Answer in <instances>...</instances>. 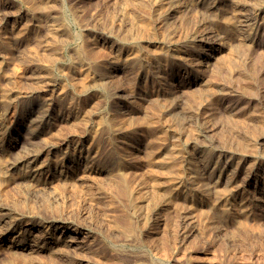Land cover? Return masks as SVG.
Wrapping results in <instances>:
<instances>
[{"label": "rangeland", "instance_id": "374dc122", "mask_svg": "<svg viewBox=\"0 0 264 264\" xmlns=\"http://www.w3.org/2000/svg\"><path fill=\"white\" fill-rule=\"evenodd\" d=\"M0 91V264H264V0H0Z\"/></svg>", "mask_w": 264, "mask_h": 264}, {"label": "bare ground", "instance_id": "6f19581e", "mask_svg": "<svg viewBox=\"0 0 264 264\" xmlns=\"http://www.w3.org/2000/svg\"><path fill=\"white\" fill-rule=\"evenodd\" d=\"M156 1V0H155ZM202 1V0H201ZM47 2V1H46ZM175 2V1H174ZM196 2V1H195ZM52 3V2H51ZM176 3V2H175ZM54 4V3H53ZM29 5V4H28ZM143 5V4H142ZM170 5V4H169ZM46 6H49V5H46ZM51 6V5H50ZM49 6V7H50ZM127 6V5H126ZM141 6V5H140ZM173 6V5H172ZM153 7H154V5H153ZM179 7V6H178ZM135 8V7H134ZM172 8V7H171ZM32 9V8H31ZM153 9V8H152ZM170 9V8H169ZM173 9V8H172ZM42 10H44L43 8H42ZM125 10V9H124ZM168 10V9H167ZM127 11V10H126ZM124 13V12H123ZM127 13H128V11H127ZM234 13V12H233ZM117 14V13H116ZM115 14V15H116ZM122 14V13H121ZM114 15V16H115ZM34 16V15H33ZM133 16H135V15H133ZM158 16V15H157ZM174 16V15H173ZM97 17V16H96ZM36 18V17H35ZM99 18V17H98ZM112 18L113 17H111V20H112ZM122 18V17H121ZM132 18V17H131ZM131 18H129V19H131ZM169 18V17H168ZM40 19V18H39ZM110 19V18H109ZM134 19V18H133ZM137 19H139V18H137ZM37 20V19H36ZM78 20H79V18H78ZM110 20V21H111ZM127 20V19H126ZM132 20V19H131ZM220 20V19H219ZM239 20V19H238ZM98 21V20H97ZM120 21V20H119ZM45 22H46V19H45ZM58 22V21H57ZM109 22V21H108ZM107 22V23H108ZM147 22V21H146ZM43 23V22H42ZM124 23V22H123ZM138 23V22H137ZM142 23V22H141ZM148 23V22H147ZM146 23V24H147ZM40 24V23H39ZM51 25H53V24H51ZM111 25V24H110ZM140 25V24H139ZM144 25V24H143ZM142 25V26H143ZM41 26V25H40ZM108 26H109V24H108ZM54 27V26H53ZM107 27V26H106ZM43 28V27H42ZM54 28H56V27H54ZM147 28V27H146ZM163 28V27H162ZM161 28V29H162ZM52 29V28H51ZM116 29V28H115ZM124 28H122V30H123ZM131 29V28H130ZM143 29V28H142ZM8 30V29H7ZM125 30V29H124ZM135 30V29H134ZM143 30H145V28L143 29ZM11 31V30H10ZM24 31V30H23ZM30 31V30H29ZM108 31V30H107ZM139 31V30H138ZM148 31V30H147ZM159 31V30H158ZM220 31H222V30H220ZM129 32V31H128ZM205 32V31H204ZM124 33V32H123ZM131 33V32H130ZM137 33V32H136ZM153 33V32H152ZM216 33H217V31H216ZM24 34H26V33H24ZM129 34V33H128ZM133 34V33H132ZM20 35V34H19ZM51 36V35H50ZM53 36H54V34H53ZM146 36V35H145ZM217 36V35H216ZM219 36V35H218ZM11 37V36H10ZM26 37V36H25ZM193 37V36H192ZM35 38V37H34ZM192 39V38H191ZM29 40H31V39H29ZM194 40H196V39H194ZM27 41V40H26ZM91 43V42H90ZM217 43V42H216ZM82 44V43H81ZM191 45V44H190ZM81 47V46H80ZM101 48V47H100ZM176 49V48H175ZM251 49V48H250ZM35 50V49H34ZM160 50V49H159ZM135 52V51H134ZM161 52V51H160ZM87 53V52H86ZM162 53V52H161ZM10 55V54H9ZM111 55V54H110ZM5 56V55H4ZM87 57V56H86ZM3 58V57H2ZM85 58V57H84ZM178 58V57H177ZM186 58V57H185ZM229 58V57H228ZM227 58V59H228ZM10 59V58H9ZM118 60V59H117ZM6 61V60H5ZM78 61H80V60H78ZM76 62V61H75ZM10 64V63H9ZM55 64V63H54ZM92 64V63H91ZM93 65V64H92ZM106 65V64H105ZM213 65V64H212ZM55 67V66H54ZM208 68H210V67H208ZM89 70V69H88ZM61 71V70H60ZM6 72V71H5ZM66 73V72H65ZM19 74V73H18ZM23 74V73H22ZM57 74V73H56ZM64 74V73H63ZM70 75V74H69ZM2 76H4V75H2ZM35 76V75H34ZM64 76V75H63ZM74 77V76H73ZM77 77V76H76ZM207 77V76H206ZM72 78V77H71ZM70 78V79H71ZM6 79V78H5ZM235 79V78H234ZM6 81H8V80H6ZM6 81H4V82H6ZM109 81V80H108ZM65 82V81H64ZM107 82V81H106ZM7 84V83H6ZM2 85V84H1ZM7 86V85H6ZM5 86V87H6ZM22 86V85H21ZM38 86V85H37ZM41 86V85H40ZM56 86V85H55ZM64 86H62L61 88H63ZM3 87H1V89H2ZM26 88V87H25ZM25 88H22V89H25ZM41 88V87H40ZM28 89V88H27ZM35 90V89H34ZM60 90H63V89H60ZM202 90V89H201ZM207 90H208V88H207ZM3 91V90H2ZM51 91V90H50ZM1 92V91H0ZM5 92V91H4ZM26 93V92H25ZM220 93V92H219ZM176 94V93H175ZM177 95V94H176ZM3 96H5V95H3ZM11 97V96H10ZM142 97V96H141ZM171 97V96H170ZM8 98V97H7ZM12 98V97H11ZM179 98V97H178ZM164 99H166V98H164ZM9 100V99H8ZM60 100V99H59ZM16 101V100H15ZM167 101V100H166ZM171 101V100H170ZM182 101H184L185 102V100H182ZM175 102V101H174ZM150 103V102H149ZM159 103H161V102H159ZM163 103V102H162ZM161 103V104H162ZM187 104H189V103H187ZM170 106V105H169ZM178 107V106H177ZM155 112V111H154ZM157 113V112H156ZM171 116H173L172 114H170ZM214 116V115H213ZM41 117V116H40ZM215 118H216V116H215ZM39 119V118H38ZM217 120V119H216ZM130 122V121H129ZM128 122V123H129ZM128 125H130V124H128ZM26 132V131H25ZM116 132V131H115ZM33 143H35V142H33ZM27 147V146H26ZM20 148V147H19ZM50 148V147H49ZM38 149V148H37ZM8 150V149H7ZM23 151V150H22ZM21 151V152H22ZM141 151V150H140ZM21 154V153H20ZM146 158V157H145ZM43 160V159H42ZM164 160H165V158H164ZM6 161V160H5ZM18 162V161H17ZM147 163V162H146ZM34 167H35V163L34 164H32ZM42 165V164H41ZM33 167V168H34ZM15 168H17V164H13L12 165V168L11 169H13V171L15 170ZM55 168V167H54ZM159 169V168H158ZM35 170H37L38 172H42L43 171V168L42 167H35ZM52 170V169H51ZM88 170V169H87ZM155 170V169H154ZM170 171V170H169ZM44 172V171H43ZM54 172V171H53ZM157 173H159L158 171H156ZM165 172V171H164ZM3 173V172H2ZM163 173V172H162ZM167 173V172H166ZM37 174V173H36ZM116 174V173H115ZM118 174V173H117ZM116 174V175H117ZM168 174V173H167ZM6 175V174H5ZM12 175V174H11ZM34 175V174H33ZM163 175H165V174H163ZM1 176V175H0ZM20 176V175H19ZM36 176V175H35ZM58 176H61L60 174L58 175ZM178 176V175H177ZM79 177V176H78ZM118 177V176H117ZM126 177V176H125ZM81 178V177H80ZM14 179V178H13ZM8 180V179H7ZM1 181H3V180H1ZM10 181V180H9ZM122 181V180H121ZM35 183V182H34ZM195 183V182H194ZM39 184V183H38ZM54 184V183H53ZM45 187V186H44ZM49 187H51V186H49ZM114 187V186H113ZM206 187V186H205ZM233 188V187H232ZM215 190V189H214ZM33 192V191H32ZM117 192V191H116ZM29 193H30V191H29ZM188 193V192H187ZM214 193V192H213ZM162 195V194H161ZM130 196V195H129ZM163 196V195H162ZM164 196H167V195H164ZM157 197V196H156ZM209 197V196H208ZM211 197V196H210ZM127 198V197H126ZM161 198V197H160ZM164 198V197H163ZM124 199V198H123ZM162 199V198H161ZM128 201V200H127ZM126 201V202H127ZM211 201V200H210ZM160 202H161V200H160ZM131 204V203H130ZM129 207V206H128ZM131 207H132V205H131ZM221 207V206H220ZM132 209H134V211H136L137 209H138V207L136 208V206H134ZM198 209V208H197ZM200 215V214H199ZM130 216V215H129ZM62 219V218H61ZM130 225V224H129ZM130 227H132V226H130ZM134 227V226H133ZM72 230V229H71ZM123 231V230H122ZM128 232V231H127ZM137 231H135V233H136ZM126 234V233H125ZM128 235V234H127ZM126 235V236H127ZM130 235V234H129ZM59 236V235H58ZM133 237V236H132ZM73 240V239H72ZM85 240V239H84ZM152 240V239H151ZM54 241V240H53ZM127 241V240H126ZM125 241V242H126ZM162 244V243H161ZM167 245V244H166ZM77 246V245H76ZM161 248V247H160ZM37 249V248H36ZM166 249V248H165ZM33 251V250H32ZM45 252V251H44ZM51 253V252H50ZM37 254V253H36ZM39 255V254H38ZM39 257V256H38ZM124 262V261H123ZM111 263V262H110ZM127 263V262H126ZM108 264V263H107ZM114 264V263H113Z\"/></svg>", "mask_w": 264, "mask_h": 264}]
</instances>
